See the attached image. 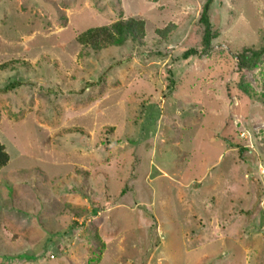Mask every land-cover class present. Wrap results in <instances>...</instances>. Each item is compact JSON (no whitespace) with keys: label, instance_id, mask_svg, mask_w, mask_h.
I'll return each instance as SVG.
<instances>
[{"label":"rangeland","instance_id":"obj_1","mask_svg":"<svg viewBox=\"0 0 264 264\" xmlns=\"http://www.w3.org/2000/svg\"><path fill=\"white\" fill-rule=\"evenodd\" d=\"M204 1L0 0V264H264V52L254 96L235 58L264 0H213L184 58ZM127 17L141 41H77Z\"/></svg>","mask_w":264,"mask_h":264},{"label":"trees","instance_id":"obj_2","mask_svg":"<svg viewBox=\"0 0 264 264\" xmlns=\"http://www.w3.org/2000/svg\"><path fill=\"white\" fill-rule=\"evenodd\" d=\"M213 0H205L199 14V23L203 26L201 48H189L183 53V57L190 55H201L207 53L210 47V41L217 36V32L212 29L209 21L208 11ZM144 20L141 18L127 17L117 19L109 24L89 27L80 32L77 41L83 45L90 47L92 50L98 51L107 46H120L126 40L141 41L145 35ZM173 25L169 24L164 28H157L156 33L163 39H166L168 33L172 31ZM264 52V43L259 47H243L240 52L235 55L237 58V69L239 73L245 68L255 66L260 60ZM238 88L245 94L254 96L252 87L245 83L242 74L240 75ZM264 140V131L262 132ZM242 152L244 147L238 146ZM9 161V154L5 149V145L0 142V168Z\"/></svg>","mask_w":264,"mask_h":264}]
</instances>
